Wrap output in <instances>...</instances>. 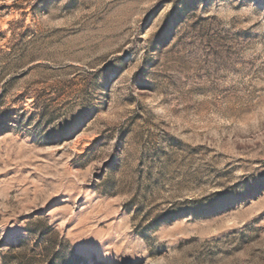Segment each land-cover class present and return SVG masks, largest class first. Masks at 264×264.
<instances>
[{
	"label": "rangeland",
	"instance_id": "1",
	"mask_svg": "<svg viewBox=\"0 0 264 264\" xmlns=\"http://www.w3.org/2000/svg\"><path fill=\"white\" fill-rule=\"evenodd\" d=\"M0 264H264V0H0Z\"/></svg>",
	"mask_w": 264,
	"mask_h": 264
}]
</instances>
